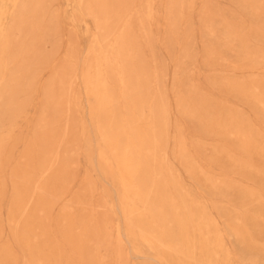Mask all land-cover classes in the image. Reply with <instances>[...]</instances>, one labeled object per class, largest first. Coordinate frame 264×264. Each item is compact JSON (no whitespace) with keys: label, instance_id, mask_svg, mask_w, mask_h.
<instances>
[{"label":"rangeland","instance_id":"obj_1","mask_svg":"<svg viewBox=\"0 0 264 264\" xmlns=\"http://www.w3.org/2000/svg\"><path fill=\"white\" fill-rule=\"evenodd\" d=\"M0 264H264V0H0Z\"/></svg>","mask_w":264,"mask_h":264}]
</instances>
